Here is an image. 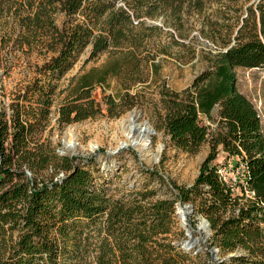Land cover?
Listing matches in <instances>:
<instances>
[{
  "label": "trees",
  "instance_id": "16d2710c",
  "mask_svg": "<svg viewBox=\"0 0 264 264\" xmlns=\"http://www.w3.org/2000/svg\"><path fill=\"white\" fill-rule=\"evenodd\" d=\"M232 2L0 0V19L13 16L19 44L53 54L14 95L10 113L0 112V264H189L193 252L181 248L185 234L176 227L180 203L192 204L194 215L209 221L211 248L222 256L218 264H264V133L235 73L264 69V0L258 11L250 0H234V7ZM213 4L219 6L216 20L207 14ZM58 15H64L61 26ZM203 15L201 36L216 52H204L207 68L189 87L161 88L163 114L156 127L165 130L173 148L190 155L209 145L191 185L168 183L161 171L150 169L171 197L155 199L157 191L145 187L129 199H115L100 182L94 161L61 157L41 142L59 82L89 46L90 61L105 54L109 60L75 76L65 89L58 110L65 125L120 118L131 110L139 94L134 90L159 72L156 50L163 28H174L185 39L192 19ZM160 19L163 26L148 24ZM166 34L176 46L187 47ZM114 80L119 91L107 95ZM98 88L106 113L94 96ZM221 155L248 166L249 178L239 191L220 174ZM60 172L64 175L56 178Z\"/></svg>",
  "mask_w": 264,
  "mask_h": 264
},
{
  "label": "rangeland",
  "instance_id": "374dc122",
  "mask_svg": "<svg viewBox=\"0 0 264 264\" xmlns=\"http://www.w3.org/2000/svg\"><path fill=\"white\" fill-rule=\"evenodd\" d=\"M232 3L234 7V0ZM242 3H246V0H242ZM259 3L260 1L250 0L248 5H253L258 11ZM122 4L124 3H119V5ZM218 8L217 4H213L207 10V14H213L214 20L217 19L215 12ZM226 12L228 15L232 14L233 8H228ZM204 19L205 15L195 16L192 19L191 27L184 31L187 37L185 39H179L178 31L174 28H163L166 33L174 34L175 38L187 47L176 46L166 33L158 37L159 48L156 52L159 54L157 60L159 61V72L156 75L150 74V80L134 90L133 93L138 91L139 94L136 99L132 100L135 106L131 110L120 118L101 116L65 125L58 121L59 107L67 96L65 89L75 76L91 68L101 67L109 60L108 54H105L90 61L92 47L89 46L81 54L74 67L59 82L60 86L51 108L48 124L39 135L41 142L46 143L61 157H80L83 163L94 161L95 167L100 170V176H103L99 178L100 182L104 183L108 194L115 199H129L133 191L142 190L145 187L157 191L155 199L171 197L169 188L161 186L157 177L148 173L150 169L161 171L160 173L168 183L171 180L179 185H191L209 153V145L203 146L197 155H190L173 148L165 130H157L156 127L160 126V116L163 114L159 94L161 88L164 86L175 91H182L189 87L196 76L207 68L204 52H216V46L201 36ZM63 20L64 15H58L57 25L61 26ZM148 24L163 26L161 19L148 21ZM17 36V26L13 16L0 19V112L7 114L10 113V104L14 95L19 91H24L25 87L38 75L39 67L53 56L41 46L33 48L28 45L21 46L16 40ZM235 73L238 90L256 107L264 133V69L236 68ZM118 91V83L114 80L110 82L106 94L116 96ZM94 96L103 112L106 113L107 106L103 100V89H96ZM134 112L140 114L138 119L140 129H145L148 124L155 129V133L152 131L154 134L150 135V149L146 158H142L134 148L122 144L127 138L126 130L121 122ZM214 113L216 115L217 110ZM210 125L215 127L212 122ZM70 140H72L71 143ZM121 147L124 148L118 150ZM217 163L226 179L231 181L235 177L238 163L234 159H225V155H221ZM53 172L54 170L50 171V174ZM63 175L64 173L60 172L56 174V178ZM236 191H239V188H236ZM198 217L199 215L189 214L183 223L182 218L176 215L178 232L184 231V239L190 238L193 241L191 249L193 261L189 264H218L222 256L219 253L211 255L212 233L202 241ZM183 224L185 227H181ZM186 228L189 236L191 232L193 237L186 236Z\"/></svg>",
  "mask_w": 264,
  "mask_h": 264
},
{
  "label": "bare ground",
  "instance_id": "6f19581e",
  "mask_svg": "<svg viewBox=\"0 0 264 264\" xmlns=\"http://www.w3.org/2000/svg\"><path fill=\"white\" fill-rule=\"evenodd\" d=\"M140 117V114L138 113H131V115L123 120L121 122V125H123L124 129L126 130V142L122 143L126 147H132L135 150L139 152V155L142 158H146L147 153L149 152L150 149V135L154 134L155 132L152 130V127L148 124L145 129H140L139 124H138V119ZM154 133H153V132ZM72 140H70V143ZM124 148V147H123ZM190 213L189 211H186L184 213V216H188ZM200 222V233L202 234V241L206 239L210 235V230L207 226V224L199 220ZM190 237H193V233L190 232ZM204 243V242H203Z\"/></svg>",
  "mask_w": 264,
  "mask_h": 264
},
{
  "label": "water",
  "instance_id": "95a60500",
  "mask_svg": "<svg viewBox=\"0 0 264 264\" xmlns=\"http://www.w3.org/2000/svg\"><path fill=\"white\" fill-rule=\"evenodd\" d=\"M155 25H160L161 26V24H155ZM146 123H148V122H146ZM152 130L155 132V129L154 128H152ZM121 149H123V148L121 147L118 150H121ZM185 211H189L190 214H194V207H193V205L192 204L182 205L181 203L178 204V206H177V215L182 218L183 223H185V221H186V216H184ZM198 220H202V221H204L207 224V226H208V228L210 230V234H211L212 233V229H211V226H210L209 221L206 218L202 217V216H199L198 217ZM181 227H185V225L183 224ZM186 230H187V234L186 235L188 237H190L187 228H186ZM179 245L181 246L182 249H184L185 251L189 252L192 249L193 241L190 238H188V239H185L182 242H180ZM211 249H212L211 250V255H214V254H218L219 253V250L217 248H211ZM236 255H241V252L239 251L237 253L230 254V255H228L227 258L236 256ZM220 262L221 261H218V263H220Z\"/></svg>",
  "mask_w": 264,
  "mask_h": 264
},
{
  "label": "built area",
  "instance_id": "2783aa9c",
  "mask_svg": "<svg viewBox=\"0 0 264 264\" xmlns=\"http://www.w3.org/2000/svg\"><path fill=\"white\" fill-rule=\"evenodd\" d=\"M259 1L261 0H254V2ZM135 24H137L136 21ZM220 174L228 184H230L232 187H234V189H236V187H239V185H244L246 183L247 179L249 178V169L245 163L240 162L237 166L235 177H233L231 181H228L226 179V177L223 175V171L220 170ZM247 195L253 197L254 193L247 191Z\"/></svg>",
  "mask_w": 264,
  "mask_h": 264
}]
</instances>
